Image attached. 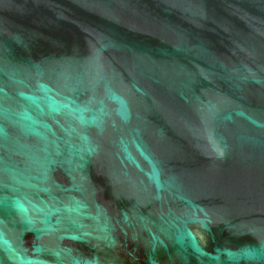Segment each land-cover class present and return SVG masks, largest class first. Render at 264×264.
<instances>
[{
	"label": "water",
	"instance_id": "1",
	"mask_svg": "<svg viewBox=\"0 0 264 264\" xmlns=\"http://www.w3.org/2000/svg\"><path fill=\"white\" fill-rule=\"evenodd\" d=\"M0 264H264V0H0Z\"/></svg>",
	"mask_w": 264,
	"mask_h": 264
}]
</instances>
